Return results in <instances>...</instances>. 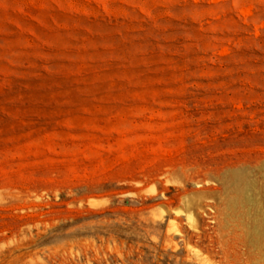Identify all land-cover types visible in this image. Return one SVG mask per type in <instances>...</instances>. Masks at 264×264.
<instances>
[{
  "label": "rangeland",
  "instance_id": "rangeland-1",
  "mask_svg": "<svg viewBox=\"0 0 264 264\" xmlns=\"http://www.w3.org/2000/svg\"><path fill=\"white\" fill-rule=\"evenodd\" d=\"M0 264H264V0H0Z\"/></svg>",
  "mask_w": 264,
  "mask_h": 264
}]
</instances>
